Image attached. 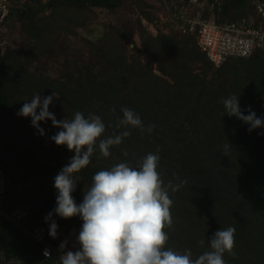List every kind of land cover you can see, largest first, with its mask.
<instances>
[{
  "label": "trees",
  "instance_id": "1",
  "mask_svg": "<svg viewBox=\"0 0 264 264\" xmlns=\"http://www.w3.org/2000/svg\"><path fill=\"white\" fill-rule=\"evenodd\" d=\"M128 2L142 10L151 7L144 0H10L6 22L14 16L27 20V33L35 40L27 61L44 55L55 42L53 32L66 26L86 38L95 62L83 60L80 66L70 62L67 74L51 78L31 74L18 53L0 49V165L9 178L7 210L22 207L28 212L24 222L28 231L6 219L0 222V264H60L57 253L42 255L43 241L58 245L44 217L56 207L54 178L75 153L50 139L60 131L51 120L40 122L45 130L41 136L30 118L17 115L37 93L42 98L55 94L49 111L57 120L77 111L85 117L99 115L106 125L101 138L127 130L116 127L122 107L138 113L145 126H155L151 134L130 129L131 135L112 146L108 157L98 149L93 153L90 164L77 173L80 180L72 193L77 205L95 173L121 162L136 166L159 149L158 172L165 185L186 181L177 191L169 190L173 224L165 229L169 234L165 247L190 250L196 258L209 250L207 242L217 230L233 226L236 256L226 253L227 264H264V135L258 134L264 128L249 133V125L225 114L223 105L235 95L244 115L250 107L264 118V47L249 57H228L216 67L194 34L160 32L155 37L141 21L137 27L131 22L106 28L93 23L94 9L114 10ZM46 11L50 16L38 17ZM252 15L250 0H222L221 10L213 13L219 24ZM137 31L141 47L134 53L128 47ZM23 167L37 175L30 194L18 192L14 173ZM53 219L65 231H80L83 224L79 216Z\"/></svg>",
  "mask_w": 264,
  "mask_h": 264
},
{
  "label": "clouds",
  "instance_id": "2",
  "mask_svg": "<svg viewBox=\"0 0 264 264\" xmlns=\"http://www.w3.org/2000/svg\"><path fill=\"white\" fill-rule=\"evenodd\" d=\"M55 94L41 97L39 93L26 101L17 112L18 116L31 119V126L39 135H45L40 122L51 120L52 126L60 129L50 139L57 146L66 145L74 151L70 162L54 178V187L58 190L56 207L44 217L49 223V235L57 237L58 224L53 219L59 216L69 219L79 216L82 228L77 236L79 248L65 251L67 241L59 245L60 264H227L224 255L236 256V228H220L208 240V249L193 258L190 250L184 252L166 248L173 218L170 208L173 204L169 190L177 191L183 183L165 185L158 172L160 156L149 153L137 162L136 166L121 162L109 170H101L92 177V185L83 194V201L77 205L72 193L76 190L77 175L90 164L93 153L99 150L103 157L110 156V148L118 146L123 139L131 135L130 129H138L141 134L152 133L154 125L145 126L141 117L133 109L122 107V118L117 117V128L127 130L119 135L101 138L106 125L99 115L77 111L69 118L57 120L49 106L54 102ZM225 114L235 116L249 125L251 133L264 128V118L257 117L249 107L244 115L240 109L238 97L229 96L223 100ZM39 109V112L37 110ZM115 112V109H111ZM264 135V133H258ZM229 147L224 145L225 150ZM127 156L128 153L124 152ZM201 245L205 240L200 241ZM45 257L50 256L48 250Z\"/></svg>",
  "mask_w": 264,
  "mask_h": 264
},
{
  "label": "rangeland",
  "instance_id": "3",
  "mask_svg": "<svg viewBox=\"0 0 264 264\" xmlns=\"http://www.w3.org/2000/svg\"><path fill=\"white\" fill-rule=\"evenodd\" d=\"M20 1L24 2L25 0ZM144 1L151 5V7L143 9L148 12L147 16L142 14L143 10L139 5L128 2L122 7L114 10L94 9L92 21L95 24L104 25L105 28L109 25H122L126 22H131L132 25L136 26L137 23L141 21L148 32L155 37L160 32L182 35L175 21H173L168 14L163 0ZM46 16H50V11H46L38 17L43 18ZM25 22L27 23L28 21H22L17 16H14L0 27V49H2L3 52L11 49L18 53V58L24 61L26 70L31 74L38 73L51 78H61L64 74L68 73L67 70H69L68 66L71 65L70 62L77 63L79 66L82 65L84 61H87L86 63L91 61L95 62L94 57L89 53L86 38L71 32L70 29L75 31V28L69 29L66 26L56 29L53 32L52 35L55 42L51 47L46 48L44 55L38 54V58L34 61H27V56L31 55L32 51L35 49V40L27 33L24 25ZM133 41L134 43H131L128 49L135 53V47H141V39L138 31L134 34ZM35 153H38V151H35ZM45 155L46 153L44 152V155L40 154V157L42 158ZM14 176L19 179L17 186L18 192L30 194L37 182V175L31 174L29 169L23 167L21 170L16 171ZM79 232L80 231L76 228L65 231L64 228L58 225L57 237L52 239L55 242L57 241L58 245L67 241L68 250L75 251L79 248L76 239ZM33 235L38 237L34 233Z\"/></svg>",
  "mask_w": 264,
  "mask_h": 264
},
{
  "label": "built area",
  "instance_id": "4",
  "mask_svg": "<svg viewBox=\"0 0 264 264\" xmlns=\"http://www.w3.org/2000/svg\"><path fill=\"white\" fill-rule=\"evenodd\" d=\"M49 0H41L46 3ZM254 15L238 21L219 24L213 13L220 11L222 0H163L171 19L182 34H194L199 48L207 54L216 67L228 57H249L258 48L264 47V0H250ZM11 12L10 0H0V27ZM9 178L0 165V222L3 219L26 229L24 222L28 212L22 207L7 210ZM60 245V244H59ZM59 245L43 241L42 255L48 250L50 256L62 254ZM65 251H68L66 246Z\"/></svg>",
  "mask_w": 264,
  "mask_h": 264
},
{
  "label": "bare ground",
  "instance_id": "5",
  "mask_svg": "<svg viewBox=\"0 0 264 264\" xmlns=\"http://www.w3.org/2000/svg\"><path fill=\"white\" fill-rule=\"evenodd\" d=\"M70 238V237H69ZM73 239V238H72Z\"/></svg>",
  "mask_w": 264,
  "mask_h": 264
}]
</instances>
